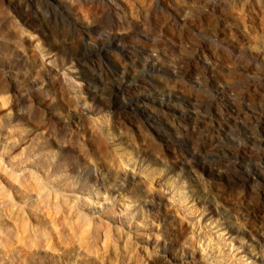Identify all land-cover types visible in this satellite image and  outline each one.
<instances>
[{
  "label": "clouds",
  "instance_id": "1",
  "mask_svg": "<svg viewBox=\"0 0 264 264\" xmlns=\"http://www.w3.org/2000/svg\"><path fill=\"white\" fill-rule=\"evenodd\" d=\"M0 264H264V0H0Z\"/></svg>",
  "mask_w": 264,
  "mask_h": 264
}]
</instances>
